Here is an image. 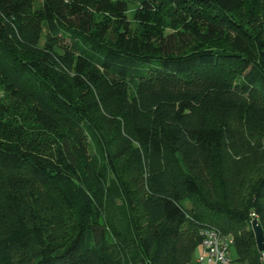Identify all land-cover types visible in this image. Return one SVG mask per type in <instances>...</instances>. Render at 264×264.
Masks as SVG:
<instances>
[{
  "label": "trees",
  "instance_id": "16d2710c",
  "mask_svg": "<svg viewBox=\"0 0 264 264\" xmlns=\"http://www.w3.org/2000/svg\"><path fill=\"white\" fill-rule=\"evenodd\" d=\"M253 217L264 0H0V264H258Z\"/></svg>",
  "mask_w": 264,
  "mask_h": 264
},
{
  "label": "built area",
  "instance_id": "2783aa9c",
  "mask_svg": "<svg viewBox=\"0 0 264 264\" xmlns=\"http://www.w3.org/2000/svg\"><path fill=\"white\" fill-rule=\"evenodd\" d=\"M198 247L194 264H235L230 257L232 239L211 226L198 229ZM258 264H264V250L259 252Z\"/></svg>",
  "mask_w": 264,
  "mask_h": 264
},
{
  "label": "water",
  "instance_id": "95a60500",
  "mask_svg": "<svg viewBox=\"0 0 264 264\" xmlns=\"http://www.w3.org/2000/svg\"><path fill=\"white\" fill-rule=\"evenodd\" d=\"M250 228L253 234V239L255 243L256 250L258 252L264 250V235L262 229L256 217L250 220Z\"/></svg>",
  "mask_w": 264,
  "mask_h": 264
},
{
  "label": "rangeland",
  "instance_id": "374dc122",
  "mask_svg": "<svg viewBox=\"0 0 264 264\" xmlns=\"http://www.w3.org/2000/svg\"><path fill=\"white\" fill-rule=\"evenodd\" d=\"M132 5H133V3H130V6H132ZM254 154H255V153H254ZM254 154L252 155V157H251L250 159H249V157H248V158L245 159L244 161L242 160L243 163H246V164H245V167H246V166H249V165L251 164V159H252V158H255V157H254ZM261 154H263V152H262ZM259 156H260V155H259ZM236 159H237V158H233L234 161H236ZM247 162H248V163H247ZM245 167H243L242 171L245 169ZM181 204H182V205H186L187 202H186L185 200H183V201L181 202ZM195 255H196V253H195ZM195 255L193 256L194 258H195ZM194 258H193V262H192L191 264H194Z\"/></svg>",
  "mask_w": 264,
  "mask_h": 264
}]
</instances>
